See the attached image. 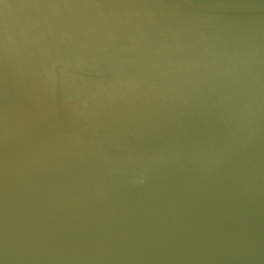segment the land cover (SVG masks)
Wrapping results in <instances>:
<instances>
[{"label": "water", "instance_id": "obj_1", "mask_svg": "<svg viewBox=\"0 0 264 264\" xmlns=\"http://www.w3.org/2000/svg\"><path fill=\"white\" fill-rule=\"evenodd\" d=\"M0 264H264V0H0Z\"/></svg>", "mask_w": 264, "mask_h": 264}]
</instances>
